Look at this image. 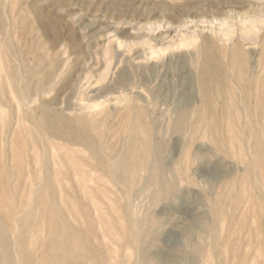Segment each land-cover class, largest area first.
Segmentation results:
<instances>
[{
  "label": "rangeland",
  "instance_id": "1",
  "mask_svg": "<svg viewBox=\"0 0 264 264\" xmlns=\"http://www.w3.org/2000/svg\"><path fill=\"white\" fill-rule=\"evenodd\" d=\"M244 15L260 17L259 39L246 50L239 48L235 53L229 52L226 57L211 38L207 22H202L200 18H215L214 23L225 19L238 26L240 16ZM154 20H161L164 26L156 28L150 40L144 45L134 44L129 47L131 50L124 46L125 40L131 42L137 33L144 34L139 25ZM5 25L9 30L8 36L2 35ZM30 25H36L40 33H44V42L38 37L39 32L29 30ZM186 28L200 33L197 39L201 44L198 49L200 61L196 62V51L192 52L193 55L176 53L169 59L171 49L164 51L163 61L134 59L143 48L145 52H152L166 47ZM238 34L237 29L232 36ZM4 37L9 39L2 40ZM0 38L4 43L1 54L5 55V60L0 59V75L9 76L7 80L3 79L0 87L6 91L10 87L8 82L24 87L26 93H32L41 86L43 92L39 96L40 101H49L55 108L73 105L78 108L83 97L96 93L93 87L98 84L97 80L101 82L100 72L111 61L118 60L112 72L115 80L110 87L111 96L124 92L116 89V79L127 77L131 81H148L154 85L153 94L157 95L158 101L167 99L169 102L184 103V106L170 113L156 109L146 114L137 108L134 115L137 113L146 125L139 129L133 121L134 131L128 141L129 126L124 120L129 112L125 111V103L111 112L105 124L108 107L92 116L91 113H84L88 116V124L93 123L94 127H88L83 120H78L80 129L85 131L86 128L85 132L92 139L98 140L100 136L101 141L107 143V154L113 156L122 152L126 163L131 161L135 147L139 150L137 158L149 161V156L142 152V144L146 138L149 140L153 134L160 132L157 141L163 144L161 158L166 166V174L169 179L176 180L177 187L170 196H160L154 201L149 195L157 186L152 176L147 189L140 188L139 183L131 190L132 202L137 205L141 222L145 223L142 260L139 264H264V0H0ZM8 49L10 54H7ZM117 49L123 52L121 57L116 56ZM51 54L54 58L50 59ZM207 66L210 70L206 69ZM200 70L202 82L210 79L212 83L210 98L213 100L206 109L199 107L197 112L191 113L188 104L197 100L196 75ZM256 85L259 87L256 88ZM140 86L137 88L142 90ZM103 87L101 95L94 97L93 102H99L103 96L109 95L106 92L107 84ZM226 102H229L228 107H223ZM65 112L73 115L79 110L65 109ZM28 114L26 122L19 128L13 126L11 139L18 148L25 142L38 143L36 132L41 133L46 141L45 129L53 125L50 112L38 109ZM248 114L252 117L246 118ZM2 119L0 114V123ZM65 130L68 131V128ZM68 133L59 135L66 137ZM54 139L56 145L61 144L62 141ZM80 147L70 145L73 151L79 148L72 158L89 165L96 164L94 159L88 158L90 154ZM248 148L254 155L255 172L245 156ZM185 150L188 170L183 167ZM76 155L82 156L77 158ZM60 158L68 163L67 158L61 155ZM10 159L7 156L6 160ZM179 161L183 170L176 167ZM64 175L51 178L55 183L59 181L62 184V192L56 188L53 195L45 192L43 197L48 198L51 194L52 198L57 195V198L60 196L67 200L66 204L61 205V210L66 216L69 215L70 223L81 235L89 233V223H92L97 231L99 229L103 233L100 242H104V247H109L111 254H115V261H119V255H122L126 264L133 263L134 252L130 244H122L127 229L122 190L107 181L99 171L87 172L86 178L92 180L88 182V187L76 184V179L82 178ZM142 178V175L138 176L141 181ZM120 181L124 182V179L121 177ZM22 184L15 192L19 194L17 198L25 202L31 187L29 182ZM91 196L95 200V209L89 202ZM187 227L190 228L188 234ZM216 234L222 250L220 257L210 251ZM97 246L102 250L103 245ZM175 251H180L178 256H174Z\"/></svg>",
  "mask_w": 264,
  "mask_h": 264
},
{
  "label": "bare ground",
  "instance_id": "2",
  "mask_svg": "<svg viewBox=\"0 0 264 264\" xmlns=\"http://www.w3.org/2000/svg\"><path fill=\"white\" fill-rule=\"evenodd\" d=\"M240 18L241 19L238 26H235L233 23H228L225 19H219L218 22L214 23V21H216L215 18L205 20H203L204 18H200L202 22H207V29L209 30V34L218 46L217 49L219 50L220 48L223 51L224 56L229 54V52H237V49L239 48L242 50H246L248 46L257 43L259 39V34L257 32L260 29V17H258L257 15H244L240 16ZM160 21L154 20L153 22L139 25L138 28L141 30V33L144 32V34L141 35L137 33L138 35H136L135 39L133 38V41L131 40V42L129 40H123L124 46L126 48H129L134 44L144 45L146 41L150 40L149 37L153 36L152 33L156 28L164 26L160 23ZM31 24H34V22ZM30 26L31 28L29 30L32 29L35 32L37 31L36 33H40V30L38 27H36V25ZM201 28H205V26H202ZM237 29L239 30V34L236 37H233L232 33ZM3 30L4 34L2 33V35L8 36L9 30H7L6 25ZM43 34L40 33V36H38L42 42H44L45 39ZM10 36H12V34ZM5 38L6 37H4V39L2 40H5ZM198 38H200L199 31L189 30V28H186L185 31H180L177 34L176 38L169 41L166 47L161 48L158 51L153 50L152 52H145L143 48L134 59L138 58L146 62L150 61V59L153 58L155 59V61H159L164 58V51L171 49V51L168 53L169 59L175 56L176 53L179 55H193L194 53L192 52L196 51L195 56L197 57V62L200 61V54H198V49L199 45H201L199 43L200 41H197ZM1 41L0 59H4L5 55L1 54V47L4 43L2 42V44ZM41 44L39 45L41 46ZM8 45H10V42ZM118 47L119 45L117 46V48ZM129 50L131 49L129 48ZM7 51L8 54L9 49ZM121 53L123 54V52H119V50L117 49L116 56L121 57ZM12 55L13 57H15L14 54ZM50 56V59L54 58L52 57V54ZM8 59H6V61H8ZM222 60L224 61L226 60V58ZM117 62L118 60L113 62L111 61L107 64V67H105L100 72L101 82L97 80V88L95 87L96 85L94 86L95 88L93 87V89H96V91L94 90L96 93L94 94V96L87 95L86 97H83L81 99V103H78L80 104L78 108H74V105L62 109L55 108L49 101H40L39 96L43 92L41 86L36 87L32 91V93H26L27 91H24V87H21L18 84L12 85V83L10 82H8V86L10 85V87L7 91L2 89L3 87H0V114L3 116V119L0 123V129L2 131L0 132V160L2 159V162L0 161V264H80L81 262H95L98 264H126L122 255H119V261H115V254H111V249L107 246L104 247V242H100L101 238H103L102 236H104L103 233L99 232V229L97 231V229H95L96 227L93 226L92 223H89V233L86 236L84 235L85 237L81 235L82 233L76 230V228L69 221V215L66 216L67 214L65 215V213L62 212L63 209L61 210V205L66 204L67 200L61 199L60 196L57 198V195L53 196L52 198L50 197L51 194H49L48 198L43 197V193H54L56 188L57 190L62 192V184L59 181L56 183L55 181H52L54 179L53 177H56L57 179V177L62 174L71 176L72 178L74 177L75 179L77 177H80L82 179H76V184H83L84 187H88V182L92 180L86 178L85 175L87 174V172H90L92 170L99 171L101 175H104L107 178V181L109 180L113 185L122 190L123 196L125 197L123 203V213L125 217L124 219L127 223V229L125 230L122 244L123 246H125V244H130L134 252L135 260L131 264H139V261L142 260L141 243L142 238L145 236V227H143L145 223L141 222L142 218L140 219V212H138L137 205H134L132 202L133 191L131 190L134 188L133 186L136 187L139 183H141L140 188L147 189L148 181H150L149 178H151L152 176L153 178H155L157 186L156 189L152 190L149 195L154 201L157 198L159 199L160 196H170L177 187L176 180L169 179V176L166 174V166L163 159L161 158L163 144H161L160 141H157L159 139L158 135L160 134V132L153 134V138L150 136V141L148 140V138H146L142 144V152L144 151L147 156H149V161L144 162V160H142L141 158H137L139 150L135 147L132 150V157L130 158L131 161L126 163L125 158L121 156L122 152L119 154L117 153V155L114 154L115 156L107 154V143H105V141L103 140L102 142L99 135L98 140L92 139L91 135L85 132L87 130L86 128L83 127L85 131H82L80 129L81 126L79 125L78 120L81 119L83 120L82 122L88 124V116L84 115V113H91L92 116V114L94 115L95 112H100L102 108L108 107L107 114L104 117L105 124L107 123V120H109L108 117L111 115V112L114 109L118 108L120 104L125 103L124 105H127V110L125 111L129 112V114H127V119L124 120L125 123L127 122L129 126V135L126 138V141H128L130 140V136H132L130 134L134 131H132L133 121H135L139 129H143L146 125L137 113L136 116L134 115V113L137 111V108L141 110L142 113L154 111L156 109H158L160 112L170 113V111H175L177 107L184 106V103L182 101H177L176 103H174L173 101L169 102L167 99L158 101L156 97L157 95L153 94L154 85H150V82L148 81H131L130 78L127 77L116 79V83L118 84V87H116V89H120L124 92L119 95L117 94L116 96H111L112 89L110 87H112L111 85L115 80L113 77L114 74H112V72H114L115 68L117 67L115 66ZM199 67H201V65ZM206 69L210 70L208 66ZM198 72L196 75L197 100L192 101L191 99L192 102L188 104V106H190L192 109L190 111L191 113H194L199 107L206 109L209 105L212 104L213 100V98H210L212 97V83L210 82V79L202 82V79L199 76L201 70L199 74ZM4 78L7 80L9 76L7 78L0 75V83ZM104 84H107L108 86L106 87V92L109 95L106 94V96H103V100L99 102H93L94 97H99L101 95ZM140 85H142L143 87H141ZM139 86L142 88V90H139L137 88ZM257 87L259 86L256 85V88ZM35 90L36 92L34 93ZM35 94L36 96H34ZM219 95H222V93H220ZM37 100L39 101L36 103ZM228 105L229 102H226L224 103L223 107H228ZM241 105H243V103H241ZM38 109L42 112L51 113L50 117L51 120H53V125L51 127H46L45 129L47 131V140L44 141L43 135L36 132L39 139L38 143L31 144L25 142V144L20 148L14 146L13 140L11 139V136L13 135V126H18L19 128L23 122H26L27 113H34V111ZM65 109H69V111L79 110V112L77 114L74 113L73 115H71L70 113H66ZM84 116H86V118ZM125 116L126 114H124L123 117ZM245 117L247 118L250 116L248 114ZM87 126L94 127L93 123H89ZM67 128L68 131L65 130ZM102 129L104 130V128ZM62 130H65V132H63ZM59 132L65 134H67V132L69 133L68 135L64 134L66 137H62L59 135L61 134ZM53 138L57 139L58 141H62L61 144L56 145V143L53 141ZM70 145L81 146L82 149L85 150V152L87 151L88 154H90V157H87L94 159L96 164L89 165L85 161H80V163L79 161H76L77 159L74 160L72 158V155L75 154V151H77V149L79 148L73 151L71 148H69ZM148 146L149 148H147ZM186 151L187 150L184 151L182 158H184L185 160V162L183 163V167L188 170L189 162ZM78 152L80 153L81 151ZM114 152L115 151H113V153ZM60 155L64 158H67L68 163H65L64 160L60 158ZM77 155L79 154L77 153ZM77 155L75 157H77ZM7 156H10V161L6 160ZM81 156H78L77 158ZM84 156L85 159H88L86 158V155ZM245 156L250 168L255 172L257 170L255 165L256 163L254 161V155L252 154L250 148H248L247 154ZM176 167L179 170H183L182 166L180 165V161L179 163H177ZM253 174L255 176V173ZM119 175H122L121 177L122 179H124V182L120 181L121 177L119 178V180L117 179ZM139 175H142V181L138 179ZM51 178L53 179L51 180ZM23 182L24 184H27V182H29L31 187L29 197L25 202H22L21 199L17 198L19 194L15 192L16 188ZM147 192L149 193V189L147 190ZM94 201V197L91 196L89 202L92 204L91 207H93V209H95V204H93ZM90 218L93 217H89V219ZM90 221L93 222L92 220ZM96 226H98V224ZM213 229L214 228L212 226L211 230ZM189 231L190 228L187 227V234L189 233ZM217 237L218 235L216 234V237H214V240L210 244V251L216 256L218 255L220 257L222 255V250L220 249V241H218ZM97 245H103L102 250H100ZM179 253L180 251H175L174 256H178Z\"/></svg>",
  "mask_w": 264,
  "mask_h": 264
}]
</instances>
